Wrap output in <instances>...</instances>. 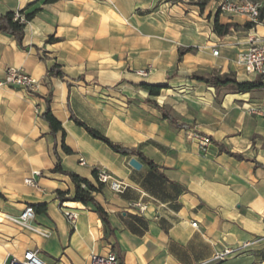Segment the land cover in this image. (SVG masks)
Listing matches in <instances>:
<instances>
[{"label": "crops", "instance_id": "0c3cea01", "mask_svg": "<svg viewBox=\"0 0 264 264\" xmlns=\"http://www.w3.org/2000/svg\"><path fill=\"white\" fill-rule=\"evenodd\" d=\"M36 1L0 0V15L37 9L21 44L0 31V79L11 66L40 82L34 93L0 87V264L27 250L49 264H89L91 254L109 252L117 264H264V115L249 111H264V88L236 93L196 78L256 80L235 59L248 37L264 36V18L246 26L247 17L218 12L221 0ZM216 17L236 27L219 36ZM54 66L63 77L49 73ZM143 84L163 87L151 95ZM48 96L63 137L41 117ZM71 116L156 167L114 152ZM58 162L92 182L100 171L126 184L121 194L103 185L94 195L108 227L90 206L60 202L57 193L71 196L74 186L52 171ZM27 205L46 206L32 224L48 237L7 218ZM225 248L232 255L213 261Z\"/></svg>", "mask_w": 264, "mask_h": 264}, {"label": "built area", "instance_id": "2783aa9c", "mask_svg": "<svg viewBox=\"0 0 264 264\" xmlns=\"http://www.w3.org/2000/svg\"><path fill=\"white\" fill-rule=\"evenodd\" d=\"M263 3L260 0H221L217 6V10L220 14L226 15H242L247 17L248 21L255 25L259 22V10L262 7ZM14 19H19L21 22H25L24 16L16 13ZM213 55H218V49L212 50ZM235 64L240 67L243 71V74L247 77H253L255 79L260 78L264 82V36H259L254 34L248 37V48L245 51L239 52ZM144 74L143 71L139 72ZM40 82L37 78L30 76L25 73L24 70L20 67H7L4 70V75L0 79V87L6 88H21L30 93L38 91ZM252 113H258L264 115V111L261 108L252 106L249 109ZM200 144L206 146L210 144V139L207 136L199 137ZM80 163H84V159L80 158ZM34 174H38L37 171H34ZM97 180L106 185L111 191L115 193H123L126 189V184L119 179L112 177L111 175L105 172H97ZM27 184L34 185L35 181L33 178L25 179ZM140 211H144L145 206L138 205ZM66 219L74 224L77 219V213L71 208H67L63 211ZM35 212L30 205L24 207L23 211L17 217H7L14 223L29 229L37 234H40L44 237H48L49 233L44 231L37 226L32 224ZM192 226H196V222L191 223ZM251 241H246L242 243L240 248L247 247L251 245ZM234 249L225 248L221 251H216L212 257L213 261H222L226 257L232 255ZM4 264H49L41 260L37 251L27 250L21 257L16 258L12 257L8 262ZM59 264V263H51ZM89 264H117V258L113 252H109L105 255L100 254H91L89 258Z\"/></svg>", "mask_w": 264, "mask_h": 264}, {"label": "trees", "instance_id": "16d2710c", "mask_svg": "<svg viewBox=\"0 0 264 264\" xmlns=\"http://www.w3.org/2000/svg\"><path fill=\"white\" fill-rule=\"evenodd\" d=\"M57 0H37L35 3H42V4H49L53 3ZM208 0H200L197 2L199 6H203ZM255 1V0H252ZM37 9L33 10L30 13H25L23 10H19L18 12L14 11H8L4 14L0 15V31L10 34L14 37V39L21 44L23 36H24V25L25 22H21L19 19H14V16L16 13L18 14H24L25 21L30 20L35 11ZM264 18V3L262 7L259 10V16L258 19L261 21ZM252 23L248 22L246 26H251ZM236 27L235 24L232 23H226L222 24L218 21L217 17L214 19L213 22V31L219 36H225L227 35L232 28ZM57 39L53 36H49L46 40V42L51 43L55 42ZM190 50V48L186 49H180L178 54L181 56L184 54V52ZM50 74L56 75L59 77H63V73L58 70L57 66H54L49 71ZM199 80H203L204 82L212 85V86H230V89L233 92L236 93H246L251 92L253 90L264 88V82L257 78L254 81H237L234 77H231L230 75H214L209 77H196ZM143 87L146 88L151 95H158L160 92V89L163 86L160 85H149V84H143ZM46 102V108L44 112L41 114V117L48 123L51 134H55L57 131H61L62 137L64 136V130L62 129L61 123L56 117L52 114L50 109V97L45 98ZM164 116L168 117L167 114H164ZM72 120L79 126L83 127L90 136L93 138H96L98 140H101L104 142L110 149H112L114 152L120 153L122 155H130V154H137L144 162H146L150 167L155 168L156 165L149 159H147L143 153L135 150L128 149L126 147H123L121 145H118L111 140H109L106 136L98 132L97 130L87 126L85 123L80 121L74 116H71ZM61 147L63 151L67 154L71 152L70 148L67 147L64 142L62 141ZM232 154V152H230ZM53 172H60L63 173L71 179L73 186H74V192L71 196H65L63 192H58L57 196L60 202L63 201H73V202H80L83 205L90 206V208L97 213L101 221L103 222L104 226H109L108 221V215L102 208V206L95 200L94 195L97 193H100L103 189V184L100 183L97 180V172L93 171V178L94 182L90 181L87 178L81 177L77 175L76 173L66 171L62 169V167L59 165V162L56 164V166L52 169ZM33 210L37 213L43 212L46 209L45 205H33L31 206Z\"/></svg>", "mask_w": 264, "mask_h": 264}, {"label": "water", "instance_id": "95a60500", "mask_svg": "<svg viewBox=\"0 0 264 264\" xmlns=\"http://www.w3.org/2000/svg\"><path fill=\"white\" fill-rule=\"evenodd\" d=\"M129 164L136 169H139L141 166V164L135 158H131L129 160Z\"/></svg>", "mask_w": 264, "mask_h": 264}]
</instances>
